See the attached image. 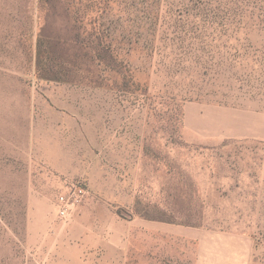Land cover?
Segmentation results:
<instances>
[{"label":"rangeland","instance_id":"1","mask_svg":"<svg viewBox=\"0 0 264 264\" xmlns=\"http://www.w3.org/2000/svg\"><path fill=\"white\" fill-rule=\"evenodd\" d=\"M75 19L133 81L36 76L42 29ZM0 264H264V0H0Z\"/></svg>","mask_w":264,"mask_h":264},{"label":"trees","instance_id":"2","mask_svg":"<svg viewBox=\"0 0 264 264\" xmlns=\"http://www.w3.org/2000/svg\"><path fill=\"white\" fill-rule=\"evenodd\" d=\"M49 2V1H47ZM102 25H92L84 20H71L58 35L48 36L42 29L36 41L35 69L40 80L74 84L89 81L91 68L105 67L123 75L124 84L133 81L127 77L125 64L118 59L115 49L102 31ZM117 214L122 217L120 211ZM143 220L165 224H177L168 219L154 218L136 212ZM123 218V217H122Z\"/></svg>","mask_w":264,"mask_h":264},{"label":"built area","instance_id":"3","mask_svg":"<svg viewBox=\"0 0 264 264\" xmlns=\"http://www.w3.org/2000/svg\"><path fill=\"white\" fill-rule=\"evenodd\" d=\"M88 195L89 190L85 181H72L65 192L59 194L55 200L58 219L64 222L69 221L84 205Z\"/></svg>","mask_w":264,"mask_h":264},{"label":"crops","instance_id":"4","mask_svg":"<svg viewBox=\"0 0 264 264\" xmlns=\"http://www.w3.org/2000/svg\"><path fill=\"white\" fill-rule=\"evenodd\" d=\"M55 162V161H54ZM89 167L90 168H98L101 166V160L99 159H93V158H90L89 162ZM52 167L55 168V167H59L57 166L56 163H52ZM91 177V174L89 175ZM86 182V180H84ZM90 184L94 185V186H97L98 189L100 188L99 186V183L98 182H95L94 179L91 177L90 178ZM90 186V185H89ZM90 206H88L86 209H87V212L90 213V214H95V216L100 219V221H96L94 222V226L97 228V231L100 229H104L106 230V226H107V223H109V221H113L114 219L110 216L112 213L109 212V214L106 213V211H108L106 208L102 207V206H96V204L94 202H91L89 204ZM57 210V209H56ZM58 217V215H57ZM146 222L147 224H150L154 227H160L161 225L164 226V228H169L171 227V224H165V223H159V222H151V221H146V220H141V222ZM105 223V224H103ZM102 225V226H100ZM91 227L93 228V226L91 225ZM176 230H180V229H177L176 227ZM99 232V231H98ZM184 232V231H183ZM188 232H193V231H188Z\"/></svg>","mask_w":264,"mask_h":264}]
</instances>
